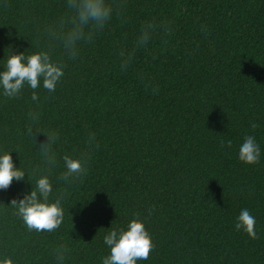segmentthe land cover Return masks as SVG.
Here are the masks:
<instances>
[{"label": "trees", "instance_id": "1", "mask_svg": "<svg viewBox=\"0 0 264 264\" xmlns=\"http://www.w3.org/2000/svg\"><path fill=\"white\" fill-rule=\"evenodd\" d=\"M67 3L0 0V71L17 52L51 49L64 65L37 101L27 85L15 98L0 88V155L26 173L0 189V260L57 264L63 246V264H102L104 236L138 214L153 249L136 264H264V0H117L119 14L75 59L48 32L70 14ZM147 23L151 39L136 47ZM121 51L133 54L126 70ZM30 127L59 137L50 173L39 151L47 136ZM247 135L260 147L256 164L238 158ZM82 153L87 174L58 179L63 156ZM44 174L49 202L63 193V223L29 231L10 203ZM242 209L258 239L236 230Z\"/></svg>", "mask_w": 264, "mask_h": 264}, {"label": "clouds", "instance_id": "2", "mask_svg": "<svg viewBox=\"0 0 264 264\" xmlns=\"http://www.w3.org/2000/svg\"><path fill=\"white\" fill-rule=\"evenodd\" d=\"M122 3L117 0H68L67 7L70 14L62 18L59 23L49 28V36L53 41H58L63 49L64 55L69 59H75L79 55V45L81 42H91L97 32L103 30L106 24L111 20L115 12L123 8ZM156 25L147 23L144 25L140 36L136 41V47L146 46L151 39V34ZM167 32L169 29L164 28ZM48 51H39L26 56L25 52H17L8 56L4 65V70L0 71V88L3 89V95L8 98L20 96L22 89L27 85L32 92V100L39 99L36 89L42 86L49 92H54L57 83L64 75V65L54 62ZM121 70H126L133 58V54L124 51L120 52ZM157 91V89H153ZM30 119L38 120V114L29 113ZM253 129L258 125L253 123ZM33 129L36 132L46 134L47 140L41 143L39 151L43 158L46 169L50 173L57 165L56 154L53 151V145L58 140V135L54 131L43 132L40 129L29 128V134L33 136ZM94 139V137H92ZM227 146H232V141L228 140ZM225 146V141H221V147ZM260 147L256 138L252 135L244 137V142L239 147L238 158L246 164H256L260 159ZM65 170L58 179L66 183H72L87 174V161L89 154L82 153L80 158L74 159L70 155L63 156ZM25 172L15 167L12 156L9 153L0 155V189L7 190L12 181L22 180ZM52 184L47 174L41 175L37 179L35 188L30 193L24 195L17 201L11 200V205L17 210L16 215L22 218L29 231L53 232L63 223V209L61 200L63 193L58 194L54 202H49L52 194ZM151 214V211L149 212ZM255 218L248 209H242L237 222L236 230H243L252 239H258L255 231ZM104 244L110 250V254L102 258V264H136L137 261H144L149 258L153 249V242L150 234L145 228L142 220L133 218L127 225V228L112 229L103 238ZM66 258V250L62 246L56 252L57 264H63ZM0 264H13L11 258L5 257L0 260Z\"/></svg>", "mask_w": 264, "mask_h": 264}]
</instances>
